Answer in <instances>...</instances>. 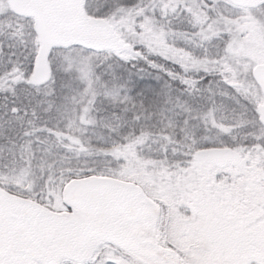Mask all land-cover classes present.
Here are the masks:
<instances>
[{
    "label": "snow or ice",
    "instance_id": "6c2138e0",
    "mask_svg": "<svg viewBox=\"0 0 264 264\" xmlns=\"http://www.w3.org/2000/svg\"><path fill=\"white\" fill-rule=\"evenodd\" d=\"M0 264H264V0H0Z\"/></svg>",
    "mask_w": 264,
    "mask_h": 264
}]
</instances>
